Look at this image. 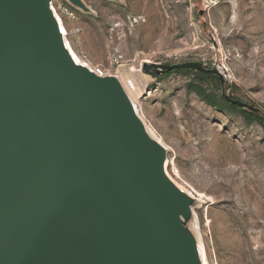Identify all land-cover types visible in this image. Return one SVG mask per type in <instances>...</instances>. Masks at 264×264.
Masks as SVG:
<instances>
[{"label":"water","instance_id":"water-1","mask_svg":"<svg viewBox=\"0 0 264 264\" xmlns=\"http://www.w3.org/2000/svg\"><path fill=\"white\" fill-rule=\"evenodd\" d=\"M154 140L116 76L75 64L50 0H0V264H203Z\"/></svg>","mask_w":264,"mask_h":264},{"label":"rangeland","instance_id":"rangeland-1","mask_svg":"<svg viewBox=\"0 0 264 264\" xmlns=\"http://www.w3.org/2000/svg\"><path fill=\"white\" fill-rule=\"evenodd\" d=\"M81 1L88 12L61 17L67 41L93 70L134 84L139 115L166 147L169 176L192 194L186 227L207 263L264 264V123L188 88L200 77L217 103L224 93L264 120V0ZM144 62H197L223 83L190 71L145 73Z\"/></svg>","mask_w":264,"mask_h":264},{"label":"bare ground","instance_id":"bare-ground-1","mask_svg":"<svg viewBox=\"0 0 264 264\" xmlns=\"http://www.w3.org/2000/svg\"><path fill=\"white\" fill-rule=\"evenodd\" d=\"M56 18H57V17H56ZM57 21H58V24H59V27H60L61 34H62V36H63V41H64V44H65V47H66L67 51L69 52L70 56L72 57L73 61L75 62V64H77V65H81V66L87 68L88 70H90L91 72L96 73L97 71L93 70V69H92L87 63H85L83 60H81V59L75 54V52L72 50V48H71L69 42L67 41V38H66L67 33H66V30H65V28H64V26H63V24H62V22H61L58 18H57ZM147 63H149V62H147ZM118 79H119V81L121 82L123 88L125 89L126 94L128 95V97H129V99H130V101H131V103H132V105H133V109H134L135 115H136L137 118L141 121L142 125H143L144 128H145V131H146L147 135H148L151 139H153L154 137L151 136L152 133L150 134L149 131L147 130V127H146L145 123L143 122L141 116L139 115V111H138L137 106H136V104H135V102H134V100H133V96H132L131 92H133V91L136 89L135 86H134V84L132 83L131 80H128L127 82H125V81H124L122 78H120V77H118ZM129 82H130L131 86H129V84H128ZM154 141H156V142H157L160 146H162L163 149L165 150V153H166V159H165V162H164V170H165V174H166V176L168 177V179H169V180H170V181H171V182H172V183H173V184H174L179 190H181V191H182L184 194H186L188 197L192 198V194H189L187 191H185L184 189H182V188H180L179 186H177V184L174 182V180L169 176V174H168V172H167V166H168L169 163H168V158H167V150H166V147L163 146L159 140L156 139V140H154ZM199 252H200V255H201V261H202V263H203V264H208L207 261H206L205 253H204V250H203V247H202L201 244L199 245Z\"/></svg>","mask_w":264,"mask_h":264},{"label":"trees","instance_id":"trees-1","mask_svg":"<svg viewBox=\"0 0 264 264\" xmlns=\"http://www.w3.org/2000/svg\"><path fill=\"white\" fill-rule=\"evenodd\" d=\"M172 72H184V71H181V70H177V71H172ZM171 72V73H172ZM203 80L198 77V85H190L188 88L190 90H192L201 100H203L205 103H207L208 105L216 108V109H219V110H222V107L223 105L227 104L225 102V100H223L222 97H220V101L219 103H217L215 101V97L213 95H207V93L203 90L202 86H203ZM230 108L240 112L241 114L244 115L245 119L247 122H252L254 120H258L262 126V124L264 123V120H262L261 118H258V117H253L251 114H247L245 113V111H243L242 109H240L238 106L236 105H229Z\"/></svg>","mask_w":264,"mask_h":264},{"label":"built area","instance_id":"built-area-1","mask_svg":"<svg viewBox=\"0 0 264 264\" xmlns=\"http://www.w3.org/2000/svg\"><path fill=\"white\" fill-rule=\"evenodd\" d=\"M50 8L53 11L55 17H57L61 21V17H65L68 20L76 19L74 8L65 0L64 3L59 2L57 0H50ZM98 75L104 76L100 71L96 72ZM113 76L119 77L116 72ZM131 86L130 82L128 83Z\"/></svg>","mask_w":264,"mask_h":264}]
</instances>
